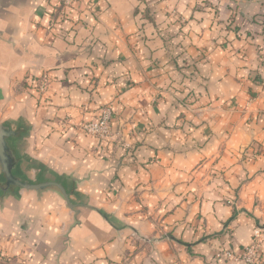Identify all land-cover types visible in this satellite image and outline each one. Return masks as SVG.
<instances>
[{"label": "crops", "instance_id": "crops-1", "mask_svg": "<svg viewBox=\"0 0 264 264\" xmlns=\"http://www.w3.org/2000/svg\"><path fill=\"white\" fill-rule=\"evenodd\" d=\"M58 2L0 0V123L27 130L29 179L93 209L8 193L0 257L237 264L215 256L264 228V0Z\"/></svg>", "mask_w": 264, "mask_h": 264}, {"label": "water", "instance_id": "water-1", "mask_svg": "<svg viewBox=\"0 0 264 264\" xmlns=\"http://www.w3.org/2000/svg\"><path fill=\"white\" fill-rule=\"evenodd\" d=\"M26 134L27 130L22 127L13 129L8 124L0 123V200H3L8 193L16 190L37 192L38 194L52 191L57 193L66 207L76 215L79 214L80 208L93 209L72 201L76 182H74L72 189L68 190L60 181L31 180L26 176L23 172V162L20 154V143Z\"/></svg>", "mask_w": 264, "mask_h": 264}, {"label": "built area", "instance_id": "built-area-1", "mask_svg": "<svg viewBox=\"0 0 264 264\" xmlns=\"http://www.w3.org/2000/svg\"><path fill=\"white\" fill-rule=\"evenodd\" d=\"M75 3V0H59L58 8L61 7H71ZM48 80L46 78H41L39 80L37 89L40 94H45L48 89ZM113 113L108 107H102L100 109V116L97 122L84 123L81 126L83 133L94 137L99 142L112 139L114 137L113 127H112ZM254 236L258 238L259 231H256ZM230 258H234L236 261L239 259L234 257L233 253L227 254ZM257 245L253 244L251 247H247L242 256H240V261L246 264H255L257 261ZM256 263V264H257Z\"/></svg>", "mask_w": 264, "mask_h": 264}, {"label": "rangeland", "instance_id": "rangeland-1", "mask_svg": "<svg viewBox=\"0 0 264 264\" xmlns=\"http://www.w3.org/2000/svg\"><path fill=\"white\" fill-rule=\"evenodd\" d=\"M256 231H259L258 238H256L254 236ZM253 244L257 245V254H258L257 261H258V263L257 262L256 263L260 264V263H262L261 262V250H262V247L264 244V228L261 225H258L254 229L251 243L249 245H247L240 254H236V253L229 251V250H223V251H219L216 254L215 258H218L221 255V257H224L227 261L237 263V264L238 263H244V262L240 261V256H242L243 252H245L247 247H251ZM228 253H233L234 257L238 258L239 260L236 261L234 258H230L227 255ZM22 254L25 255V258L20 259L19 261L13 260L11 256L0 257V264H52L46 258H42V256H36V254H34V253L32 255H29L26 252H22ZM66 264H68V263H66ZM78 264H80V263H78ZM85 264H87V263L85 262ZM125 264H134V263H132L131 261H128ZM145 264H153V263L146 262ZM244 264H246V263H244Z\"/></svg>", "mask_w": 264, "mask_h": 264}]
</instances>
